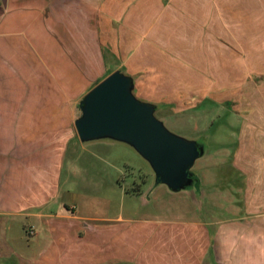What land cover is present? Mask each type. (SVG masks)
<instances>
[{
  "label": "crops",
  "instance_id": "0c3cea01",
  "mask_svg": "<svg viewBox=\"0 0 264 264\" xmlns=\"http://www.w3.org/2000/svg\"><path fill=\"white\" fill-rule=\"evenodd\" d=\"M98 5L110 19L101 44L96 0H0V264H63L67 252L74 260L89 255V264H264V133L244 137L231 172L218 177L213 220L100 219L68 213L58 201L62 159L78 137L77 104L95 83L120 69L137 97L156 107L204 92L234 94L237 79L264 77V0ZM103 46L116 58L109 72ZM81 228L86 244L66 240Z\"/></svg>",
  "mask_w": 264,
  "mask_h": 264
},
{
  "label": "rangeland",
  "instance_id": "374dc122",
  "mask_svg": "<svg viewBox=\"0 0 264 264\" xmlns=\"http://www.w3.org/2000/svg\"><path fill=\"white\" fill-rule=\"evenodd\" d=\"M98 2L96 0L94 26L97 41L101 44L105 40L106 29L110 27V19L99 12ZM30 22L31 29L26 32L32 35L30 32L35 26L32 24L37 21L31 17ZM31 44L34 46L32 37ZM100 55L104 57L108 72L111 71L115 66L114 55L104 46ZM130 58L133 59V55ZM237 80L238 87L234 94L204 92L182 104L157 103L154 114L169 130L204 146V153L190 169L194 179L190 186L172 191L164 184H156L149 164L124 142L110 138L83 142L77 137L69 141L62 159V196L58 201L68 213L100 219L121 216L138 221L152 218L159 225L179 220H213L216 215L211 205L218 177L231 172L234 153L246 143L242 140L244 137L264 133V77L248 74ZM72 205L76 206L75 211H71ZM218 215L221 218L229 216L227 209ZM29 222L28 218L22 217L24 235H27L25 229L30 227ZM69 224L73 223L68 221ZM84 225L90 227L88 223ZM33 228L40 231L38 239L43 243L49 241L42 227L33 225ZM70 239L79 244H86L90 240L82 228L73 237L70 234L66 237V240ZM75 256L69 252L63 253V264L77 263L75 260L89 264V255L81 254L74 260ZM100 264L135 263L105 259Z\"/></svg>",
  "mask_w": 264,
  "mask_h": 264
},
{
  "label": "water",
  "instance_id": "95a60500",
  "mask_svg": "<svg viewBox=\"0 0 264 264\" xmlns=\"http://www.w3.org/2000/svg\"><path fill=\"white\" fill-rule=\"evenodd\" d=\"M132 76L116 69L78 101L74 128L85 142L110 138L130 145L151 167L156 184L179 191L193 182L191 167L204 147L169 130L154 112V103L134 94Z\"/></svg>",
  "mask_w": 264,
  "mask_h": 264
},
{
  "label": "trees",
  "instance_id": "16d2710c",
  "mask_svg": "<svg viewBox=\"0 0 264 264\" xmlns=\"http://www.w3.org/2000/svg\"><path fill=\"white\" fill-rule=\"evenodd\" d=\"M95 84H96V83H95ZM95 84H94V85H95ZM94 85H93V86H94Z\"/></svg>",
  "mask_w": 264,
  "mask_h": 264
}]
</instances>
